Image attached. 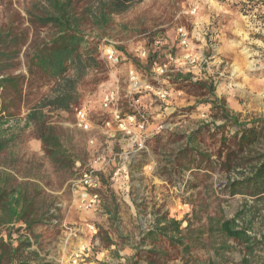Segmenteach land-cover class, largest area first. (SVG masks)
I'll return each instance as SVG.
<instances>
[{
	"label": "rangeland",
	"instance_id": "1",
	"mask_svg": "<svg viewBox=\"0 0 264 264\" xmlns=\"http://www.w3.org/2000/svg\"><path fill=\"white\" fill-rule=\"evenodd\" d=\"M88 2H74L79 16L90 7ZM27 5L29 0H0V22L17 11L26 17ZM195 7L197 11L192 13ZM95 16L83 20L82 28L97 42L100 65L79 82L75 107L88 105L91 128L78 126L74 108L47 109L50 122L58 127L63 143L76 159L73 173L58 171L45 158L41 141L25 126L27 106L4 127L5 134L15 138L0 156V170L15 163L19 180L40 184L57 210V219L36 229L40 244L34 248L55 264H130L140 247L150 249L153 245L144 237L161 215L182 221L183 226L190 221L199 225L193 215L196 201L205 205L201 218L206 224L210 217L233 218L243 210L238 222L248 226L260 244L248 254L235 240L208 232L204 247L187 256L170 249L167 242L161 243L173 256L164 264H243L244 259L248 264H264V201L225 195L220 185L227 173L218 168L207 173L209 176H195V171L187 168L175 174L169 162L188 145L190 133L203 124L222 123L210 100L224 103L241 121L264 120V0H142L124 13L114 14L106 25L93 23ZM243 16L254 24L249 36L257 41L248 47L260 55L263 67L255 76L222 79L218 72L236 65L240 28H247ZM181 27L190 32L188 48L180 43ZM199 35L205 37L203 47L201 39H196ZM106 46L119 53V63L106 59ZM187 54L198 60L191 63ZM13 71L25 72V67L22 64ZM186 75L191 79L182 80ZM201 82L213 83L214 94ZM226 86L230 93H224ZM51 88L50 84L34 85L29 104L51 94ZM109 91L117 93L114 109L123 118L135 114L140 120L138 110L145 115L144 129L134 124L131 134L119 129L111 109L102 106ZM219 139L204 131L194 146L217 154L223 147ZM91 171L99 177V186L86 189L81 177ZM85 190L97 196L95 205H83ZM18 227L2 226L0 235L13 232L17 236ZM99 228L113 241L111 245L101 239ZM142 251L139 264H147Z\"/></svg>",
	"mask_w": 264,
	"mask_h": 264
},
{
	"label": "trees",
	"instance_id": "2",
	"mask_svg": "<svg viewBox=\"0 0 264 264\" xmlns=\"http://www.w3.org/2000/svg\"><path fill=\"white\" fill-rule=\"evenodd\" d=\"M29 1L30 5L24 8L26 17L17 11L14 17L0 22V156L15 138L5 134V125L17 118L27 106L25 126L31 128L33 135L41 141L45 158L58 171L71 174L76 159L63 143L58 127L50 122L47 109H75L79 82L89 70L100 65L97 42L83 30V20L95 14L93 23L106 25L114 14L124 13L142 0H89L90 7L86 6L82 16L75 9L74 2L78 0ZM26 22L29 25L26 26ZM44 30L48 31L41 36ZM22 64L25 72L12 73ZM181 79H191V76ZM49 84L52 86L51 94L29 104L34 85ZM199 84L214 94L213 83L209 86L202 82ZM209 103L222 123L203 124L190 133L188 145L169 160L171 170L176 174L187 168L193 169L195 176L203 173L209 176L207 173L218 168L227 173L220 185L225 195H242L264 201V120L241 121L219 100H210ZM204 131L211 133V137H220L223 147L217 154L194 146ZM10 164L12 162L7 169L0 170V227H19L17 236L13 232L0 235V264H55L41 257L34 244L39 243L36 229L57 219V210L44 196L40 184L20 181L15 163ZM201 169L205 172L200 173ZM204 208L202 203H193L194 218L201 222L197 226L192 221L183 226L182 221L161 215L144 237L153 245L150 249L140 247L130 264L141 262L144 257L142 250L147 264L168 263L173 256L169 255L170 250L160 246L163 242H167L170 249L187 256L193 249L204 247V237L208 232L218 233L226 240H235L248 254L254 253L260 240L249 233L248 226L239 224L243 210L233 218L224 215L210 217L206 224L201 218ZM98 234L106 245L113 243L101 228ZM248 263L247 259L243 260V264Z\"/></svg>",
	"mask_w": 264,
	"mask_h": 264
},
{
	"label": "built area",
	"instance_id": "3",
	"mask_svg": "<svg viewBox=\"0 0 264 264\" xmlns=\"http://www.w3.org/2000/svg\"><path fill=\"white\" fill-rule=\"evenodd\" d=\"M197 11V7H195L191 12L195 13ZM178 36L180 39L181 45L184 47L190 46V32L187 28L181 27L178 29ZM104 55L106 59L111 63H119L121 60V57L119 53L116 52V50L113 47H104ZM187 58L191 61V63H195L198 58L196 56H193L191 54H187ZM132 79L135 81L136 85V78L133 76ZM264 95V93H263ZM162 97L166 99V94H162ZM118 101V95L115 91H109L103 101L102 106L106 109H111V112L113 113V116L118 123L119 129L127 134H131V125L138 126L139 129L145 128L146 118L143 113H141L140 110L137 111V113L140 116V120L137 119V116L135 114L129 115L126 118H123L119 112L118 109H114L116 106V103ZM140 100H137L136 103L138 104ZM76 118H77V124L80 128L84 130H89L91 128V122H90V109L87 104H83L78 106L75 109ZM82 184L88 188H96L99 186V177L94 172H85L81 177ZM83 205L85 207H90L96 204L97 202V196L91 195L88 192H83Z\"/></svg>",
	"mask_w": 264,
	"mask_h": 264
},
{
	"label": "crops",
	"instance_id": "4",
	"mask_svg": "<svg viewBox=\"0 0 264 264\" xmlns=\"http://www.w3.org/2000/svg\"><path fill=\"white\" fill-rule=\"evenodd\" d=\"M244 17V16H243ZM247 20L246 26L247 28L243 27L240 28L239 32V37H241L240 40V53L236 54V65H233L231 67H225L223 70L219 71L218 74L222 79H227V78H233V77H248V76H255L257 72H259L260 68L263 67L262 64H260V55L257 52H252L250 48L253 47H248L257 40H254L250 35L251 30L255 29L253 22L248 20V17H244ZM216 32L218 31L215 30ZM219 31L216 33L217 37H219ZM215 34V35H216ZM195 37V36H194ZM221 37L223 38V34H221ZM196 39H201V45L202 47L205 45V37L199 35L198 37L196 36ZM198 71V70H196ZM227 89V86H226ZM224 93H230L229 90H225ZM233 105V102H231Z\"/></svg>",
	"mask_w": 264,
	"mask_h": 264
}]
</instances>
